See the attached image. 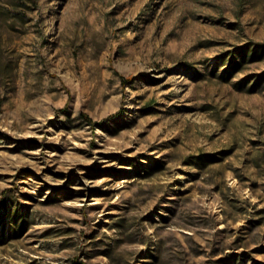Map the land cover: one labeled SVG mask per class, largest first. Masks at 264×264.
<instances>
[{
	"label": "rangeland",
	"instance_id": "rangeland-1",
	"mask_svg": "<svg viewBox=\"0 0 264 264\" xmlns=\"http://www.w3.org/2000/svg\"><path fill=\"white\" fill-rule=\"evenodd\" d=\"M0 264H264V0H0Z\"/></svg>",
	"mask_w": 264,
	"mask_h": 264
},
{
	"label": "trees",
	"instance_id": "trees-1",
	"mask_svg": "<svg viewBox=\"0 0 264 264\" xmlns=\"http://www.w3.org/2000/svg\"><path fill=\"white\" fill-rule=\"evenodd\" d=\"M121 79L123 80V83H128L129 81H130V79H126V78H124V77H121ZM119 113H113V114H111V115H109V116H107V117H105V119L104 120H102V121H100V123L101 122H104V121H107V120H109V119H111V118H114L116 115H118ZM81 117H83L88 123H90V124H95V122L91 119V117H89L87 114H85V113H81Z\"/></svg>",
	"mask_w": 264,
	"mask_h": 264
}]
</instances>
